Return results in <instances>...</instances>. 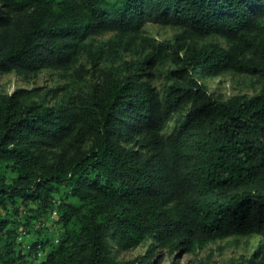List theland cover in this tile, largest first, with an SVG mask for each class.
I'll return each instance as SVG.
<instances>
[{
	"label": "trees",
	"instance_id": "obj_1",
	"mask_svg": "<svg viewBox=\"0 0 264 264\" xmlns=\"http://www.w3.org/2000/svg\"><path fill=\"white\" fill-rule=\"evenodd\" d=\"M145 22L181 30L143 61L169 50L162 89L102 71L72 107L0 92V264H116L147 238L192 251L233 235L259 236L247 264H264V0H0V73L71 70L91 36ZM208 36L227 45L186 43ZM227 71L261 92L215 97L202 78Z\"/></svg>",
	"mask_w": 264,
	"mask_h": 264
},
{
	"label": "rangeland",
	"instance_id": "obj_2",
	"mask_svg": "<svg viewBox=\"0 0 264 264\" xmlns=\"http://www.w3.org/2000/svg\"><path fill=\"white\" fill-rule=\"evenodd\" d=\"M179 33L181 30L177 27L145 22L138 34L123 40L117 39L114 32L93 35L86 41L88 46L73 69H41L29 74H19L15 71L0 73V92L10 94L17 89H25L36 101L50 106L62 103L72 107L93 85L100 82L102 71L116 76L134 71L140 79L147 80L157 89H162L166 83L172 82L168 75L176 67L169 50L159 52L155 62L143 61L150 53L157 51L159 43L167 40L173 43L174 35ZM118 42H122V45L117 46ZM208 42H218L223 47L227 45L217 36L204 39L189 38L186 41L189 45L197 47ZM113 50L118 54L115 55ZM202 82L208 91L223 100L237 94L252 96L262 90V83L256 77L233 71L203 77ZM172 128L173 122L169 123L167 132ZM259 239L256 235H233L209 241L201 247L195 246L192 251L159 246L149 251L152 240L147 238L135 247L121 251L114 248L112 256L116 264L131 261L132 264H247ZM25 240L30 239L27 236Z\"/></svg>",
	"mask_w": 264,
	"mask_h": 264
},
{
	"label": "built area",
	"instance_id": "obj_3",
	"mask_svg": "<svg viewBox=\"0 0 264 264\" xmlns=\"http://www.w3.org/2000/svg\"><path fill=\"white\" fill-rule=\"evenodd\" d=\"M19 238H21V237H19ZM20 240V239H19ZM55 241H57V238L55 239ZM23 243V242H22ZM25 245V244H24ZM26 246V248H28V245H25Z\"/></svg>",
	"mask_w": 264,
	"mask_h": 264
}]
</instances>
